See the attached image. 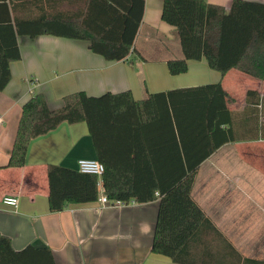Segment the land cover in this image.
Listing matches in <instances>:
<instances>
[{
  "label": "trees",
  "instance_id": "16d2710c",
  "mask_svg": "<svg viewBox=\"0 0 264 264\" xmlns=\"http://www.w3.org/2000/svg\"><path fill=\"white\" fill-rule=\"evenodd\" d=\"M145 7V0H0V27L7 30L0 38V91L11 80L10 63L21 59L18 37L68 38L87 43L108 61H125L137 54ZM162 20L176 27L183 53L168 60L171 75L187 73L190 61L206 60L223 76L235 69L264 81V4L234 0L227 11L206 0H164ZM127 98L129 104L121 103ZM231 101L221 82L151 94L142 101L129 92L90 96L79 91L65 96L59 109L36 93L23 107L8 167L25 166L34 139L62 123L85 122L95 159L105 165L108 198L127 204L159 199L154 253L175 264H264L244 258L192 197L200 165L216 150L264 139V95L249 90L239 111L229 108ZM157 123L171 127V134L148 146L140 139L141 128ZM98 183L96 175L49 165L50 210L96 202ZM0 264L56 262L49 248L30 245L16 251L0 233Z\"/></svg>",
  "mask_w": 264,
  "mask_h": 264
},
{
  "label": "crops",
  "instance_id": "0c3cea01",
  "mask_svg": "<svg viewBox=\"0 0 264 264\" xmlns=\"http://www.w3.org/2000/svg\"><path fill=\"white\" fill-rule=\"evenodd\" d=\"M206 1L229 11L234 0ZM145 2L137 54L125 61H108L87 43L68 38L18 37L21 59L10 63L11 80L0 91V233L16 251L47 247L56 264H175L152 251L159 199L125 206L97 200L50 210L49 165L78 169L80 159H95L85 122L62 123L34 139L25 166L8 167L23 107L36 93L44 95L51 109H59L65 96L79 91L90 96L129 92L142 101L151 94L221 82L232 97L233 111L246 105L249 90L264 95V81L235 69L223 76L206 60L190 61L187 73L171 75L168 60L183 57L176 27L162 20L164 0ZM6 34L0 27V38ZM142 36L146 45L140 50ZM128 99L121 103L129 104ZM141 129L140 139L148 146L171 134L167 124ZM6 196L18 197V207L4 205ZM192 197L244 258L264 261V139L227 143L216 150L200 165Z\"/></svg>",
  "mask_w": 264,
  "mask_h": 264
},
{
  "label": "built area",
  "instance_id": "2783aa9c",
  "mask_svg": "<svg viewBox=\"0 0 264 264\" xmlns=\"http://www.w3.org/2000/svg\"><path fill=\"white\" fill-rule=\"evenodd\" d=\"M3 120L0 118V122ZM78 170L82 173L96 175L99 179L98 190H99V202L102 205L109 206H125L127 203L121 200H110L106 194L103 185V175L105 173V165L97 159H80L78 161ZM2 203L6 206L17 208L19 205L18 197L6 196L3 198ZM133 203V201L131 202ZM130 204V203H129Z\"/></svg>",
  "mask_w": 264,
  "mask_h": 264
},
{
  "label": "rangeland",
  "instance_id": "374dc122",
  "mask_svg": "<svg viewBox=\"0 0 264 264\" xmlns=\"http://www.w3.org/2000/svg\"><path fill=\"white\" fill-rule=\"evenodd\" d=\"M144 42H145V38L142 36V37H141L140 46H139V49H140V50H142L141 48L143 47V45H146V43H144ZM144 54H145V53H144ZM145 57H146L147 59H150L149 56H146V55H145Z\"/></svg>",
  "mask_w": 264,
  "mask_h": 264
}]
</instances>
